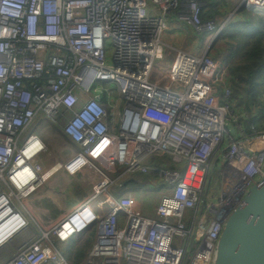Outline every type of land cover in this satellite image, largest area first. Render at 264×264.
I'll return each mask as SVG.
<instances>
[{"label":"built area","instance_id":"2783aa9c","mask_svg":"<svg viewBox=\"0 0 264 264\" xmlns=\"http://www.w3.org/2000/svg\"><path fill=\"white\" fill-rule=\"evenodd\" d=\"M238 8L264 18V0ZM173 12L210 35L202 54L176 50L166 67ZM202 14V0H0V247L31 222L41 233L8 264H71L56 242L92 230L81 264L214 263L229 215L264 175V115L247 121L230 65L212 54L221 29ZM53 126L71 150L46 170ZM164 154L174 168L154 163ZM84 172L91 194L67 206L61 188L74 181L75 193ZM128 174L169 185L153 216L138 192L116 191Z\"/></svg>","mask_w":264,"mask_h":264},{"label":"trees","instance_id":"16d2710c","mask_svg":"<svg viewBox=\"0 0 264 264\" xmlns=\"http://www.w3.org/2000/svg\"><path fill=\"white\" fill-rule=\"evenodd\" d=\"M203 1H205L203 20H213L215 13L206 11L207 7L212 5L211 0ZM223 35L237 45L236 49L228 55V59L232 61L229 66L230 83L236 102L241 106L248 105L250 113L247 121L249 122L257 113L264 115V18L256 17L248 12L246 17L238 23H230L226 26L223 29ZM155 161L159 165L175 167L167 154L159 156ZM140 176L144 178L140 180L138 176L133 175L128 180H123L122 186L150 183L152 180L151 175L141 174ZM157 177L158 174H155L153 178ZM93 233L90 232L82 244L78 245L77 241L73 240L68 245L72 249H69L68 254L71 261L78 264L84 259L93 245Z\"/></svg>","mask_w":264,"mask_h":264},{"label":"rangeland","instance_id":"374dc122","mask_svg":"<svg viewBox=\"0 0 264 264\" xmlns=\"http://www.w3.org/2000/svg\"><path fill=\"white\" fill-rule=\"evenodd\" d=\"M239 2H240V0H211L212 5L208 6L206 9V11L208 13H211V12L215 13L213 20L216 22L217 29H221L220 34L212 42L211 49H212V52L215 54V55L214 54L213 55L216 58H218V60L222 61L223 66L231 64L232 61H230L228 59V55L230 54L231 51L235 50L237 47V45L232 40H230L229 38H226L223 35V29L226 26H228L230 23H238L239 21L244 19L248 13V11H246L245 9L238 8ZM208 8H210V9H208ZM255 16L257 17V15H255ZM209 35H210V33L202 34V39L206 40ZM263 93H264V91H263ZM263 100H264V97H263ZM44 120H45L44 115L40 114L37 117V119L35 120L33 126L30 129H28L27 134H29L31 132H37L40 124ZM228 129L232 133H234L231 125H228ZM49 132H50L49 135H51V136L54 135V142H55V143H53L50 150L53 151L55 156H57L59 159L66 158L67 155L70 153L71 146L66 141L67 139L65 137L63 138V135L61 134V129L59 127L53 126L50 128ZM155 160H156V157H155ZM155 160H154V163L156 162ZM53 161H55L54 158H51L49 160L50 163ZM173 165H177V164L173 162ZM215 173H217L216 169H215ZM133 175L128 174L121 181L123 182V180H126V179L128 180ZM140 175L135 174L134 176L135 177L138 176V178L141 180L144 177L140 176ZM153 177H154V175L151 178L155 183H144V184L140 183L138 185L128 186V187L121 186V187L117 188L116 191L123 189V190L138 192L141 195V197L143 198L145 211L147 212L148 215L153 216L155 207L160 202L161 197L168 193V189H169V185L164 183V181L161 178H159V177L153 178ZM78 181L80 182V184H83L82 186H84L86 188L85 190H87V188H88L89 191H91L92 184L85 177L80 175ZM49 183H50V181H49ZM76 187L78 189V186H76ZM52 188H54L53 185H52ZM74 190H76V189L74 188L73 191ZM87 238H88V235L86 232V235L82 237L81 241H79L80 244H82ZM13 239L20 242L21 236H16ZM69 249H70L69 247L68 248L67 247L66 248L60 247L61 252L68 259H69L68 254H69L70 250H72V249H70V250Z\"/></svg>","mask_w":264,"mask_h":264},{"label":"water","instance_id":"95a60500","mask_svg":"<svg viewBox=\"0 0 264 264\" xmlns=\"http://www.w3.org/2000/svg\"><path fill=\"white\" fill-rule=\"evenodd\" d=\"M213 264H264V175L229 215Z\"/></svg>","mask_w":264,"mask_h":264},{"label":"crops","instance_id":"0c3cea01","mask_svg":"<svg viewBox=\"0 0 264 264\" xmlns=\"http://www.w3.org/2000/svg\"><path fill=\"white\" fill-rule=\"evenodd\" d=\"M203 5H205V1L203 2ZM208 9H210V8H208ZM149 11L152 15H157V13H159L158 9L152 5H149ZM163 41L165 44L166 56H165L164 61H162L160 65L167 67L172 63V61L175 57V51L176 50H180V49L185 50V51H187L193 55L202 54L205 47H206L207 39L203 40L202 34H198L195 31L194 26L189 25L186 22L182 21L178 17L177 13L173 12L168 16V28L164 33ZM212 54H214V53L212 52ZM49 133L50 132L47 133V138L50 139L49 144H48V152L51 155L44 156V158H43V162H44V166H45L46 170H49L54 164H56L58 161H60V159L57 156H55L54 152L50 150L53 143H55V142H54V135L51 136V135H49ZM51 158H54L55 161L50 163L49 160ZM87 174L88 173H86V172L80 173L76 177L75 183H77L79 190H77L75 193L73 192V185H72V184H74V181L73 182L70 181L68 188H65V189L61 188V190L63 191L64 194L67 193L70 196L69 200H67V203H66L67 206H73L79 200L84 199V197L91 194V191H89L88 188H87V190H85L86 188L84 186H82L83 184H80V182L78 181L80 175H82L83 177H86ZM62 175L65 177V179H67V176L65 175V173H62ZM62 184H63V182H62ZM64 187H65V185H64ZM86 225L83 226L81 229H85ZM90 232H94L93 238L95 239V230L88 231L87 232L88 236H89ZM85 235H86V232L81 233L77 237H75L73 240H76L77 244L79 245L80 244L79 241H81L82 237ZM17 236H21L20 242L16 241L15 239H12V241H10L7 245L0 247V264H8V261L13 257V254H15L20 249V247L23 245L24 242H27L30 239L32 241L39 239L41 236V233H40L39 229L36 227V225H34V223L31 222L29 227ZM73 240H71L67 244H62L60 242H56V247L61 252L60 247H65V248L68 247V245ZM66 259L71 264H76L73 261H71L70 259H68V258H66ZM82 261L78 264H81Z\"/></svg>","mask_w":264,"mask_h":264}]
</instances>
